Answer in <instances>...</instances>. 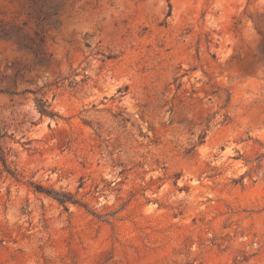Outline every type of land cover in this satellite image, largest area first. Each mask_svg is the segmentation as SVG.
<instances>
[{"label": "rangeland", "instance_id": "obj_1", "mask_svg": "<svg viewBox=\"0 0 264 264\" xmlns=\"http://www.w3.org/2000/svg\"><path fill=\"white\" fill-rule=\"evenodd\" d=\"M0 127V264H264V0H0Z\"/></svg>", "mask_w": 264, "mask_h": 264}, {"label": "trees", "instance_id": "obj_2", "mask_svg": "<svg viewBox=\"0 0 264 264\" xmlns=\"http://www.w3.org/2000/svg\"><path fill=\"white\" fill-rule=\"evenodd\" d=\"M38 108L40 113L42 114H47L49 116H53L54 113L50 110L47 109V105L45 104L44 101H39L38 102ZM5 132L2 131V128L0 127V141L2 139V137L4 136ZM6 155L4 153V151L1 149L0 147V160L2 161L3 165L6 167V159H5ZM37 189L44 191L48 194H52L53 197L55 199H57L60 203H64L66 201H71V202H76L73 198V196L70 193H66V192H58V191H51L49 189H44L42 187H40L39 185L37 186Z\"/></svg>", "mask_w": 264, "mask_h": 264}]
</instances>
